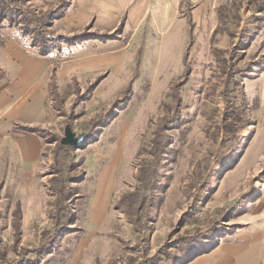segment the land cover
<instances>
[{"label": "rangeland", "instance_id": "1", "mask_svg": "<svg viewBox=\"0 0 264 264\" xmlns=\"http://www.w3.org/2000/svg\"><path fill=\"white\" fill-rule=\"evenodd\" d=\"M82 1L13 0L19 22L0 25L1 50L48 63L34 112L0 119V264L238 251L264 199V0Z\"/></svg>", "mask_w": 264, "mask_h": 264}, {"label": "crops", "instance_id": "2", "mask_svg": "<svg viewBox=\"0 0 264 264\" xmlns=\"http://www.w3.org/2000/svg\"><path fill=\"white\" fill-rule=\"evenodd\" d=\"M100 0H83L80 4V15L88 13L92 9L98 10ZM141 6H138L139 10ZM9 58V61H5ZM3 60V62H2ZM0 119L5 120L22 116L24 112L31 111V106L26 103L34 100L43 93L45 82L43 73L48 70V63L38 55L28 54L26 48L14 40L7 43L5 50L0 49ZM10 95V97H8ZM18 96L17 103L8 107L7 102ZM35 101V100H34ZM32 112V113H33ZM0 121V136L8 134L12 129L6 122ZM12 136L23 148L26 144L34 141L31 134ZM36 138V137H34ZM36 144L30 148L36 149ZM257 220L254 239L238 247V251L231 252L236 246H227L226 252L214 261V264H264V199L254 213ZM211 264V263H210Z\"/></svg>", "mask_w": 264, "mask_h": 264}, {"label": "trees", "instance_id": "3", "mask_svg": "<svg viewBox=\"0 0 264 264\" xmlns=\"http://www.w3.org/2000/svg\"><path fill=\"white\" fill-rule=\"evenodd\" d=\"M13 0H0V25L2 24V21H4L5 19H8L11 23H14L16 24L17 22H19L17 20V13H18V7L15 6V4L12 3ZM24 20H25V17H24ZM27 26L26 25H23L22 28L24 29H30V25H31V19H28L27 21ZM34 33H35V36L37 38L39 37H44L42 34H39V32L37 30H34ZM26 34H29V33H26ZM86 34H80V40L81 39H85L86 37H84ZM63 39H65L64 41L65 42H69L70 41H73L74 40V37H70V38H64L62 37ZM67 40V41H66ZM77 40V39H75ZM78 41V40H77ZM36 42V41H35ZM47 46H44V45H41V48H46ZM229 124L230 123H227V127H229ZM134 194V193H133ZM132 194V195H133Z\"/></svg>", "mask_w": 264, "mask_h": 264}, {"label": "water", "instance_id": "4", "mask_svg": "<svg viewBox=\"0 0 264 264\" xmlns=\"http://www.w3.org/2000/svg\"><path fill=\"white\" fill-rule=\"evenodd\" d=\"M85 138H86L85 134L76 137L75 133L71 130V128L67 127L66 136L62 139V143L70 144L71 146L77 147L84 141Z\"/></svg>", "mask_w": 264, "mask_h": 264}]
</instances>
